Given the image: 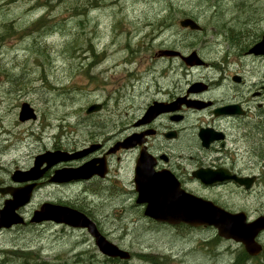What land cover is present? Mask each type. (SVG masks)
I'll return each mask as SVG.
<instances>
[{"label": "rangeland", "instance_id": "obj_1", "mask_svg": "<svg viewBox=\"0 0 264 264\" xmlns=\"http://www.w3.org/2000/svg\"><path fill=\"white\" fill-rule=\"evenodd\" d=\"M240 2L245 8L264 6V0ZM193 3L197 0H0V187L21 186L11 180L13 171L27 170L45 150L112 145L144 97L136 78L153 64L143 55L146 46L156 49L173 39L180 27L168 25L183 15L171 9ZM212 14L207 16L213 21L225 15ZM194 17L202 23V15ZM141 21L148 24L140 27ZM165 64L153 66L160 72ZM22 102L34 109V120L19 121ZM94 103L101 110L86 114ZM110 166L116 175L106 185H57L44 177L18 213L27 221L45 201L85 210L109 241L128 251L127 260L102 255L85 229L45 222L1 229L0 264H231L240 244L219 237L212 226L193 229L148 220L121 184L120 161L114 157ZM260 179L250 193L221 188L202 195L230 210H245L253 219L264 213V176ZM8 197L0 193V207ZM259 238L263 253L244 264H264V234Z\"/></svg>", "mask_w": 264, "mask_h": 264}, {"label": "flooded vegetation", "instance_id": "obj_2", "mask_svg": "<svg viewBox=\"0 0 264 264\" xmlns=\"http://www.w3.org/2000/svg\"><path fill=\"white\" fill-rule=\"evenodd\" d=\"M236 1L210 0L207 5V0H197L187 8H172L183 18L196 22L194 15H202V23L198 24V29H191L180 26L181 19L173 21L168 27L174 29L178 25L181 36L177 34L175 38L173 35L174 38L166 45L161 42L156 49L151 43L146 46L147 52L143 55L148 56L153 64L143 77L136 78L140 98L144 96L135 108L136 113L120 126L112 145L93 143L80 149H63L73 152L99 145L82 157L71 160L85 159L76 166L64 165L71 162L67 161L47 169L36 181L34 192L43 184L44 177L54 183L50 179L55 168L78 167L89 160H94L96 165L100 161L105 162V174L55 184L84 186L95 181L106 185L111 176L116 175L110 166L115 157L120 161L121 184L135 195L134 204L142 211L144 205L136 203L135 168L138 163L149 168L154 176H159L160 172L166 175L185 193L210 200L229 212H244L250 219L245 210H230L202 195L203 191L216 192L221 188L250 193L264 176V55L249 51L264 36V6L245 8L244 2L240 5ZM155 9L151 8L152 11ZM167 10L170 11L168 7ZM222 11L225 15L214 21L207 16L208 13L219 16ZM146 24L148 22L141 21L140 27ZM149 35L154 43L156 35L153 29ZM192 35L195 38L189 39ZM192 52L199 64L189 65L184 60ZM156 61L166 62L162 70L167 69V72L157 71L153 66ZM150 106L164 110L148 115ZM132 107V104L127 105L128 109ZM124 113L127 115L128 111ZM128 138L133 143L131 146L111 151L114 144ZM213 171L253 180L249 188L232 178L205 183L202 175ZM69 207L92 219L85 210L72 205ZM261 215L264 213H257L252 218ZM30 217L22 225L33 223ZM45 222L70 227L49 220L40 223ZM174 226L190 228L184 224Z\"/></svg>", "mask_w": 264, "mask_h": 264}, {"label": "water", "instance_id": "obj_3", "mask_svg": "<svg viewBox=\"0 0 264 264\" xmlns=\"http://www.w3.org/2000/svg\"><path fill=\"white\" fill-rule=\"evenodd\" d=\"M181 26H189L191 29H198L199 25L190 18L180 20ZM254 54L264 55V36L260 42L255 44L250 50ZM196 54L190 53L184 60L189 65L199 64L196 60ZM101 104L94 103L85 110L86 114L99 111ZM164 109L150 106L147 114H157ZM153 114V115H154ZM34 109L27 102H22L18 113V119L25 121L35 119ZM133 143L130 138L123 142L114 144L111 151L114 152L122 146L129 147ZM99 145H95L84 150L68 152L63 150H46L34 157L33 165L25 171L15 170L11 179L15 182L32 181L22 187H2L1 194H9L0 208V229L10 228L13 225L22 224L23 218L18 214L17 209L25 205L31 196L33 188L36 186V180L43 173L55 164L80 158L88 152L94 150ZM45 164V166H43ZM149 168H145L141 163L136 165L135 180L137 184L136 203L144 204L143 214L157 222L168 225L185 224L191 227L213 226L219 237L231 239L242 245L244 251L249 256H257L262 251V244L259 241V235L264 232V215L248 221L244 212H229L222 207L214 204L210 200L198 198L194 195L180 190L177 184L159 173L154 176ZM106 172L105 162L95 164L94 160L84 162L78 167H63L54 170L51 177L52 182L63 183L76 179H87L97 174L103 176ZM246 188L251 186L253 178L236 177L227 175L221 171L207 172L202 175L205 183H213L222 180H231ZM31 222L53 221L64 223L70 227L83 228L94 239V244L101 254L110 258L127 260L130 254L109 241L98 229L95 222L74 208L59 204L44 202L38 210L33 212Z\"/></svg>", "mask_w": 264, "mask_h": 264}, {"label": "trees", "instance_id": "obj_4", "mask_svg": "<svg viewBox=\"0 0 264 264\" xmlns=\"http://www.w3.org/2000/svg\"><path fill=\"white\" fill-rule=\"evenodd\" d=\"M41 30H43V29H38L37 31H41ZM262 253H263V251H262ZM251 259H253V257L248 256L247 253L241 247L239 249V251L237 252V254L235 255V257H234L233 261L231 262V264H244V263H247Z\"/></svg>", "mask_w": 264, "mask_h": 264}]
</instances>
